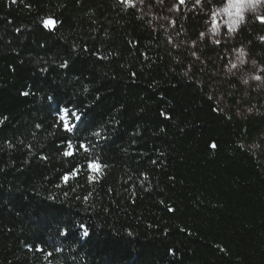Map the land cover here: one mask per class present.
<instances>
[{
    "label": "trees",
    "instance_id": "1",
    "mask_svg": "<svg viewBox=\"0 0 264 264\" xmlns=\"http://www.w3.org/2000/svg\"><path fill=\"white\" fill-rule=\"evenodd\" d=\"M9 4L0 0V264H264V168L244 145L264 115L221 112L192 57L118 0ZM49 15L62 21L54 32L41 24ZM207 20L186 10L179 28L200 42ZM260 36L247 18L198 53L212 66L242 47L264 67ZM57 105L90 113L77 136L96 142L102 175L61 179L87 154L63 156ZM74 220L89 237L59 235Z\"/></svg>",
    "mask_w": 264,
    "mask_h": 264
},
{
    "label": "snow or ice",
    "instance_id": "2",
    "mask_svg": "<svg viewBox=\"0 0 264 264\" xmlns=\"http://www.w3.org/2000/svg\"><path fill=\"white\" fill-rule=\"evenodd\" d=\"M18 2H23V0H10L9 6L12 4H16ZM145 0H118V6L121 7L123 11L133 10L134 12H138L137 18H143V5ZM157 4H163L164 0H155ZM188 4L191 5L188 8V11L192 12L196 15H205L206 17H210L212 28L211 32L213 33L214 37L219 36L221 32V28L218 26L220 19L226 17L225 25H226V32L229 37L233 33H236L239 30V26L242 23L247 22V18H250L253 23L258 22L260 25H264V0H218L217 5L213 4V0H176L173 7L169 8V11H176L181 12L182 6H187ZM26 7H30V5H25ZM163 19H169L168 17H164ZM171 25L175 26V20L172 19L169 21ZM62 23L59 19L49 15L41 19V24L44 29H47L51 32L58 30V26ZM19 31V29H16ZM201 37L205 36V33L200 34ZM258 40L264 43V36L258 37ZM169 42L171 39L169 38ZM214 43L220 44V39H214ZM195 47V44H193ZM86 51V49H84ZM247 56L248 53L244 50V48H240L238 50L237 60L238 63L230 62L232 69L238 68L240 65L247 63ZM103 59V57H101ZM253 65H256L257 62L255 60L252 61ZM60 68H67L68 62L67 60L63 61L58 65ZM46 68H41V72H46ZM260 71H264V67L260 68ZM132 75H135L133 73ZM252 79L256 81H261L264 79L259 74H254ZM248 83L247 80L244 81ZM87 91V88L85 89ZM31 93L28 91L22 92L21 95L28 96ZM97 99L99 97H96ZM49 100H53V97H48ZM57 116L58 122L56 126L60 128L64 133L67 135L65 136L64 140L62 141V154L64 157H73L77 154L84 153V159L87 161L85 164L78 165L73 169L69 170V172L62 175L61 179L67 184L71 178H74L78 175V173L82 170H90L92 173H99L100 175L103 174V169L108 167L106 164H102L97 158L92 157V149L95 147L94 140H88L87 137H84L82 134L77 136L78 133H81V128H88L89 127V116L90 113L86 110H81L77 106H64L60 107L57 105ZM170 119V117H168ZM7 120V117H3L0 119V125ZM36 128H41L40 124L35 125ZM91 135L93 137H103L99 131L92 132ZM77 137V142L74 143L72 137ZM87 141V142H86ZM9 147H12L11 141L8 142ZM23 143V141H21ZM31 149V145L27 146ZM211 148L216 149L218 146L215 142L210 145ZM243 147V146H241ZM66 149V150H65ZM39 159L47 160V156H40ZM99 176H92L91 179L93 181L97 180ZM147 179V175L144 176ZM67 195V193H65ZM51 200H55V197H49ZM87 199V197H85ZM170 211H175V209H169ZM81 235L82 237H89L90 231L89 226L82 222V221H72L70 226H65L63 229L60 230L59 235L62 237L67 238L69 234L72 235ZM30 251L33 249L37 252L44 253L45 249L43 246H34V245H26ZM55 251H63L62 248H55ZM54 255L53 251H47L46 255L44 256L45 259H48Z\"/></svg>",
    "mask_w": 264,
    "mask_h": 264
},
{
    "label": "rangeland",
    "instance_id": "3",
    "mask_svg": "<svg viewBox=\"0 0 264 264\" xmlns=\"http://www.w3.org/2000/svg\"><path fill=\"white\" fill-rule=\"evenodd\" d=\"M175 2L176 0H164L163 4H157L155 0H145L143 16L149 19L150 26L153 29H159L166 33L168 43L176 50L178 55L192 57L196 81L209 91L221 112L233 114L240 118L263 116L264 79L256 81L251 78L254 74L264 77V71H260L262 67L258 66V64L253 65L252 60L247 56L246 64L230 71V62L239 64L237 60L238 50L225 61L215 62L212 66H209L208 61L202 60L198 53L200 42L212 45L214 39H222L224 36H228L225 25V19L227 18L220 19L218 26L221 28V32L219 36L214 37L211 32V20L208 17L205 31L203 32L206 35L201 37L200 42H189L179 28V17L191 5L182 6L181 12L169 11L168 9L173 7ZM164 17L169 19H163ZM172 19L176 22L175 26L169 22ZM242 24H240L239 28ZM169 38L171 42H169ZM193 44H195V47H193ZM245 80L248 83H245ZM244 145L247 149L255 152L264 168V130L253 140L246 141Z\"/></svg>",
    "mask_w": 264,
    "mask_h": 264
}]
</instances>
